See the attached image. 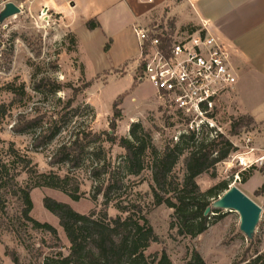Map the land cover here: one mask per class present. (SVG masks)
Wrapping results in <instances>:
<instances>
[{"label": "rangeland", "instance_id": "rangeland-1", "mask_svg": "<svg viewBox=\"0 0 264 264\" xmlns=\"http://www.w3.org/2000/svg\"><path fill=\"white\" fill-rule=\"evenodd\" d=\"M10 2L20 7L21 13L0 22V107L4 106L7 111L5 117L0 118V158L10 168L6 187L2 191L3 205H0V264H14L7 252L17 253L20 264H42L45 257L57 252L69 255L70 248L59 220L44 208L45 198L68 204L82 215L102 209L103 198L99 197L97 201L93 199L97 181L90 174L96 165L93 155H90L92 149L80 169L70 171L67 165H50V158L62 144L69 141L75 130L89 129L96 133L108 131L113 117V105L120 98L123 118L118 122V138L128 137L131 124L138 122L151 134L155 147L163 152L168 144L178 142L175 138L186 130V126L176 113L164 107V102L157 98L150 83L137 82L139 59L113 74L105 72L98 75L94 65L99 64L103 54L100 31L91 38L78 32L83 44L87 43L89 49L88 55L83 51L87 66L84 71L77 59L78 40L67 31L63 22H59L58 17L36 8L34 0H0V14ZM164 23L178 30L173 23ZM42 76L51 77L63 87L71 84L79 86L83 82H90L91 86L75 101L74 108L79 107L80 114L72 119L70 126L51 145L35 150L33 139L39 131L26 135H17L12 131L19 116L34 118L43 115L46 117L44 126L49 125L64 113V104L72 96L68 88L56 96L44 89L42 93L36 92L34 84ZM9 87L18 91L20 96L13 94ZM240 117L242 115L226 109L219 118L217 126L237 145V151L217 166L216 179L204 175L198 179V184L202 191H207L221 182H227L229 189L238 188L256 203L264 195L258 196L256 191L252 194L247 190H259L261 187L264 174L259 171L264 169V160L260 161L264 153L259 152L261 157L257 156L258 153L248 154L245 138L252 137L254 141L250 147L255 148L259 139L264 140V122L242 130L237 136H231L232 125ZM102 146L112 169L121 167L124 151L110 143ZM260 148H264V144ZM185 158H181L175 169V175L181 180L185 174ZM244 158L246 161L240 162ZM27 159L31 161L30 168L39 174L54 173L60 177L71 174L80 186L82 198L78 202L54 189L39 187L31 190L33 210L30 217L41 224L53 226L57 230L59 243L44 230L33 228L23 218V203L11 179L17 174L16 184L21 188L35 184L36 179L23 171L24 160ZM239 176L241 179L251 177L249 184H243ZM122 177L126 179L129 199L143 208L160 239L158 244L147 251V255L165 250L174 264H187L192 251L196 250L207 264H246L242 262L250 260L256 251L264 253V207L260 206L261 218L252 238L240 230V215L228 211L218 217V223L206 234L196 239L182 238L176 235V231L170 230L173 211L153 204L150 171L138 177H127L124 174ZM108 214L110 218L119 215L115 204L110 206Z\"/></svg>", "mask_w": 264, "mask_h": 264}, {"label": "trees", "instance_id": "trees-1", "mask_svg": "<svg viewBox=\"0 0 264 264\" xmlns=\"http://www.w3.org/2000/svg\"><path fill=\"white\" fill-rule=\"evenodd\" d=\"M86 27L94 31L100 27L96 21H89ZM174 27V26H173ZM192 30L199 28L191 27ZM109 50V44L104 51ZM91 86L90 82H83L79 86L69 85L63 87L49 76H42L34 84L36 92L43 89L55 95L68 88L72 96L65 102L64 113L54 119L52 123L44 126L43 115L27 118L21 115L12 131L17 135H26L39 131L33 139L35 150L51 145L66 128L74 117L80 114V108H74L79 96ZM10 91L20 96L18 91L9 87ZM24 93V88H22ZM122 98L113 105V117L109 123V130L102 133L92 132L89 129L75 130L69 141L62 144L50 158V165H67L70 171L80 169L86 157H94L96 165L92 167L91 176L97 181L93 191V199L103 198L102 209L93 211L88 215L76 212L68 204L58 202L52 198L43 200L44 208L59 220L67 240L70 243L69 255L57 252L53 256L45 257L42 264H174L165 250L147 255V251L160 242L143 208L129 199L127 195L126 179L122 177H138L145 171H150L152 184L150 185L153 204L156 207L165 206L172 210L170 230L182 238L196 239L208 232L218 223L224 211L212 208L213 202L218 200L229 190L227 182L202 191L198 179L204 175L217 178L216 168L227 161L237 151V148L228 138V135L219 133L216 129L202 127L199 133L188 131L182 133L177 143H170L160 152L153 143L151 134L145 131L141 123H132L128 137L118 138V122L123 118L120 108ZM7 111L0 107V118L5 117ZM256 122L250 115L240 117L232 125L231 136H237L242 130L255 126ZM104 143L118 145L123 151L122 166L113 170L112 164L106 159L103 149ZM185 158V174L181 180L175 175V169ZM24 172L35 178V184L21 188L16 184L17 174L11 179L17 188L23 203L22 215L25 221L35 229L44 230L59 243L57 230L45 223L41 224L30 217L33 202L30 197L31 190L46 187L61 191L78 202L82 195L80 186L75 178L68 174L60 177L57 174H39L30 168L31 161L24 160ZM8 164L0 158V205L3 203L2 191L8 181ZM255 168L253 167L252 170ZM264 174V169H260ZM240 177V176H239ZM242 177V175H241ZM243 184L251 177L241 179ZM258 196L264 195V184L256 192ZM125 197V198H124ZM112 204L119 211V215L110 218L108 210ZM208 208L211 213L205 215ZM14 264H20L17 253L7 252ZM249 262V263H248ZM246 264H264V253L258 251ZM187 264H207L200 253L193 250Z\"/></svg>", "mask_w": 264, "mask_h": 264}, {"label": "crops", "instance_id": "crops-1", "mask_svg": "<svg viewBox=\"0 0 264 264\" xmlns=\"http://www.w3.org/2000/svg\"><path fill=\"white\" fill-rule=\"evenodd\" d=\"M34 5L58 17L75 35L79 43L77 59L84 71L87 66L83 51L88 55L89 49L78 32L90 38L102 33L103 54L99 64L94 65L98 75L113 74L139 59L140 49L133 33L136 25L170 22L178 29H207L228 48L237 77L235 88L226 97V109L250 115L258 124L264 122V0H34ZM92 20L100 25L94 31L86 27ZM107 44L109 50L105 52ZM258 141L253 153L261 157L264 140ZM247 191L253 194L258 190ZM256 204L264 207V197Z\"/></svg>", "mask_w": 264, "mask_h": 264}, {"label": "built area", "instance_id": "built-area-1", "mask_svg": "<svg viewBox=\"0 0 264 264\" xmlns=\"http://www.w3.org/2000/svg\"><path fill=\"white\" fill-rule=\"evenodd\" d=\"M133 33L140 49L137 82L150 83L164 107L181 119L186 130L179 136L202 127L223 133L217 124L237 84L228 48L205 28L183 31L159 23L136 25ZM253 141L245 138L248 154L255 151Z\"/></svg>", "mask_w": 264, "mask_h": 264}, {"label": "water", "instance_id": "water-1", "mask_svg": "<svg viewBox=\"0 0 264 264\" xmlns=\"http://www.w3.org/2000/svg\"><path fill=\"white\" fill-rule=\"evenodd\" d=\"M20 13V7L10 2L6 4L4 10L1 12L0 22H4ZM212 208L221 211L239 212L241 217L240 230L247 236L254 237L261 218L262 209L241 190L236 187L230 188L223 196L213 202ZM210 213L211 208H208L205 215L207 216Z\"/></svg>", "mask_w": 264, "mask_h": 264}, {"label": "bare ground", "instance_id": "bare-ground-1", "mask_svg": "<svg viewBox=\"0 0 264 264\" xmlns=\"http://www.w3.org/2000/svg\"><path fill=\"white\" fill-rule=\"evenodd\" d=\"M220 204V203H219ZM234 212H236V213H238L239 214V212H237V211H234Z\"/></svg>", "mask_w": 264, "mask_h": 264}]
</instances>
